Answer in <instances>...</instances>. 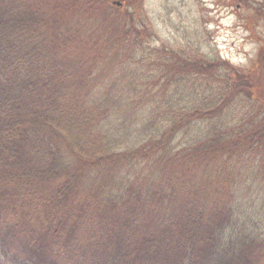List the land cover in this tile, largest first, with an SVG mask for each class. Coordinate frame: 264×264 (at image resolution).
Returning a JSON list of instances; mask_svg holds the SVG:
<instances>
[{"label":"trees","instance_id":"trees-1","mask_svg":"<svg viewBox=\"0 0 264 264\" xmlns=\"http://www.w3.org/2000/svg\"><path fill=\"white\" fill-rule=\"evenodd\" d=\"M117 1L0 0V264H264V59L171 58ZM109 50L160 87L121 138Z\"/></svg>","mask_w":264,"mask_h":264},{"label":"rangeland","instance_id":"rangeland-1","mask_svg":"<svg viewBox=\"0 0 264 264\" xmlns=\"http://www.w3.org/2000/svg\"><path fill=\"white\" fill-rule=\"evenodd\" d=\"M258 1L241 0L242 4L237 7L236 0L221 5L218 0H143L141 20L144 25L139 27L150 34L149 41L154 49L165 46L171 58L178 48H193L195 51L200 47V51L207 56L214 55L217 60L239 68L242 72L251 68L255 71V63L264 57V15H259L264 12V1L263 5ZM114 54L110 50L106 51L101 68L96 72L101 77L102 89H113L111 92L120 93L125 91V95L130 96L127 101H123L125 106L122 111L126 110L127 113L116 124L121 138L125 132L134 128L132 124L136 120L126 102H134L131 103L134 109L135 105H139L147 115V101L150 99L151 106L155 107L160 87L150 85L151 95H144L142 89L138 95L135 90L132 92V87H141L136 82V72L146 73L149 66L145 63L140 64L142 67L135 66L129 58L120 53L115 57ZM259 73L264 75V69H259ZM128 91L131 93L128 94ZM121 124L123 127L120 128ZM248 183L250 181L243 184Z\"/></svg>","mask_w":264,"mask_h":264},{"label":"flooded vegetation","instance_id":"flooded-vegetation-1","mask_svg":"<svg viewBox=\"0 0 264 264\" xmlns=\"http://www.w3.org/2000/svg\"><path fill=\"white\" fill-rule=\"evenodd\" d=\"M219 2V5H221V3H224V4H227V1L229 2L230 0H218ZM236 1H238L237 2V7H239L242 3H241V0H236ZM264 0H260V1H258V2H263ZM261 5V4H260ZM262 5H263V3H262ZM262 11H264V10H262ZM260 16H262V15H264V12H260V14H259ZM264 56V55H263ZM263 59H264V57H263Z\"/></svg>","mask_w":264,"mask_h":264}]
</instances>
